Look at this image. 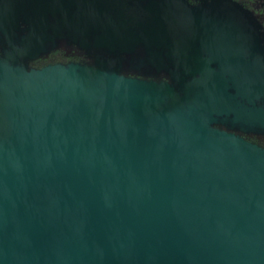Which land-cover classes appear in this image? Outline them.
Instances as JSON below:
<instances>
[{"label":"water","instance_id":"water-1","mask_svg":"<svg viewBox=\"0 0 264 264\" xmlns=\"http://www.w3.org/2000/svg\"><path fill=\"white\" fill-rule=\"evenodd\" d=\"M224 75L249 73L176 87L0 54V264H264V148L212 126L264 110Z\"/></svg>","mask_w":264,"mask_h":264},{"label":"flooded vegetation","instance_id":"flooded-vegetation-1","mask_svg":"<svg viewBox=\"0 0 264 264\" xmlns=\"http://www.w3.org/2000/svg\"><path fill=\"white\" fill-rule=\"evenodd\" d=\"M75 1L79 4L85 2ZM92 2L93 6L88 11L80 9L78 15L80 20H88L86 39L93 41L102 35L108 45L122 51L123 62L119 68L122 74L167 81L179 87L202 68L223 66L233 67L236 71L245 69L249 73L247 76H222L221 88L244 106L264 110V92L257 94V77L252 75L258 68L264 70V0ZM4 4L7 6L8 2ZM20 8L16 18L20 17L18 23L22 24V5ZM136 9L140 10V14ZM0 16L4 21L0 24L3 29L0 33V54H6L11 61L29 63L32 57L25 59L22 56L24 37L16 34L15 29L9 33L5 28L10 23L7 11L2 10ZM102 18L106 21L103 30L94 25ZM130 52L140 53L146 61L134 71L126 66L131 65ZM101 59L110 60L109 57ZM152 60L155 63L152 64ZM156 61L161 68L158 69ZM109 62L117 63L115 58ZM247 93L250 97L255 95L252 104L247 101ZM212 126L264 148V128L257 123H244L232 116H223Z\"/></svg>","mask_w":264,"mask_h":264},{"label":"rangeland","instance_id":"rangeland-1","mask_svg":"<svg viewBox=\"0 0 264 264\" xmlns=\"http://www.w3.org/2000/svg\"><path fill=\"white\" fill-rule=\"evenodd\" d=\"M5 1L8 2L7 6L4 4ZM21 5L24 12L21 16L23 23L19 24L18 18L20 17L16 18V13L18 14L20 11ZM91 6H93L92 0H85L82 4L75 0H0V12L2 10L7 11V15L10 16V23H7L5 28L8 29L9 33L12 29H15L16 34H21L24 37L25 50L22 53L23 58L29 59L41 51H45L55 38L68 36L76 43L79 42L78 45L80 46L106 47L111 55L109 61H113L115 58L116 62L121 65L123 56L119 54L122 51H116V47L108 45L104 36L95 37L93 41L86 39L89 30L88 20H80L78 15L80 9L88 11ZM138 12L140 14V10ZM3 22L0 16V24ZM105 24L106 21L103 18L94 22V25L100 27L101 30L105 28ZM2 30L0 27V33H2ZM129 59L131 65L126 66L129 69L131 68L132 71L146 62L138 52H130ZM153 62L155 63V60H152L151 63L153 64ZM156 64L158 69L161 68L159 62L156 61ZM126 66H124V69H126Z\"/></svg>","mask_w":264,"mask_h":264},{"label":"trees","instance_id":"trees-1","mask_svg":"<svg viewBox=\"0 0 264 264\" xmlns=\"http://www.w3.org/2000/svg\"><path fill=\"white\" fill-rule=\"evenodd\" d=\"M79 42L73 41L70 37L64 36L55 38L45 51L33 56L27 67L40 68L49 63H68L71 61L96 64L103 63L106 65L121 68L119 63H111L108 60L101 59L111 56L108 50L102 47L80 46ZM119 55H123L122 52ZM122 63V62H121Z\"/></svg>","mask_w":264,"mask_h":264}]
</instances>
